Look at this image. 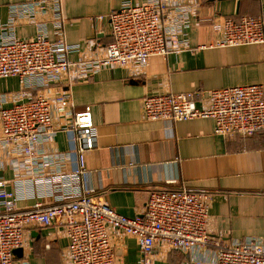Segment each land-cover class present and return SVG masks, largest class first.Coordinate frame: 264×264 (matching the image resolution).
<instances>
[{"label": "built area", "instance_id": "2783aa9c", "mask_svg": "<svg viewBox=\"0 0 264 264\" xmlns=\"http://www.w3.org/2000/svg\"><path fill=\"white\" fill-rule=\"evenodd\" d=\"M61 2L27 0L13 5L8 23L0 25V79L16 78L21 86L18 93L0 92V172L11 168L14 174L12 180L0 177V264H15L14 251L24 247L26 229L35 224L65 227L67 264H116L113 231L135 237L147 260L161 245L182 252L214 248V264H264V243L211 237L212 191L157 188L150 192L142 215L129 218L117 213L106 194L83 184L89 173L85 158L96 149L98 140L91 107L74 112L66 90L54 99L36 93L59 84L71 69L77 71V78L86 79L103 68H144L154 56L188 49L180 35L189 25V10L173 8L177 17H171L172 25L165 26L171 0H144L142 4L122 0L109 17L112 40L103 56L72 63L68 56L79 46L65 41ZM48 13L52 14L54 39L47 23L39 21ZM19 20L36 23L37 35L18 39L14 31ZM214 30L221 36L220 46L264 48V17L224 18ZM201 96L200 92L147 96L143 100L145 118L175 122L212 119L218 136L250 137L264 131V85L212 90L210 103L199 108ZM54 109L67 120L76 148L77 165L71 170L72 152L48 154L43 150L58 131ZM32 199H36L33 206L19 207L21 201ZM48 199L53 201L47 203Z\"/></svg>", "mask_w": 264, "mask_h": 264}, {"label": "crops", "instance_id": "0c3cea01", "mask_svg": "<svg viewBox=\"0 0 264 264\" xmlns=\"http://www.w3.org/2000/svg\"><path fill=\"white\" fill-rule=\"evenodd\" d=\"M26 1L0 0V25L8 23L11 6ZM133 2L142 4L144 0ZM171 2L163 23L172 25V18L177 17L173 8L189 10V25L180 35L188 49L154 56L144 68H103L86 79L77 78V71L71 69L59 84L36 93L54 99L66 90L74 112L91 107L98 140L96 149L85 158L89 173L83 184L106 194L117 213L129 218L142 215L150 192L157 188L209 190L214 193L209 211L212 238L264 243V131L250 137L218 136L212 119L147 121L143 109L144 98L151 95L200 92L197 106L201 108L210 103L212 90L264 85V48L220 46L221 36L214 30L224 18L264 17V0ZM121 4L122 0H62L65 41L79 46L69 54L70 62L103 56L112 40L109 17ZM51 15L39 21L47 23L49 36L54 39ZM37 31L36 23L19 20L14 32L18 39L30 40ZM20 91L18 79H0L1 93ZM53 114L58 131L43 150L48 154L72 152L68 170L74 169L77 155L68 122L56 109ZM11 170L0 172V177L12 180ZM35 203L36 199L24 200L19 207ZM65 230L58 225L29 226L25 245L14 256L15 264H67L69 240ZM111 233L116 264L215 263L214 248L182 252L161 245L147 260L135 237Z\"/></svg>", "mask_w": 264, "mask_h": 264}, {"label": "water", "instance_id": "95a60500", "mask_svg": "<svg viewBox=\"0 0 264 264\" xmlns=\"http://www.w3.org/2000/svg\"><path fill=\"white\" fill-rule=\"evenodd\" d=\"M21 250H22V249L15 250V251H14V254H17V253L21 252Z\"/></svg>", "mask_w": 264, "mask_h": 264}]
</instances>
